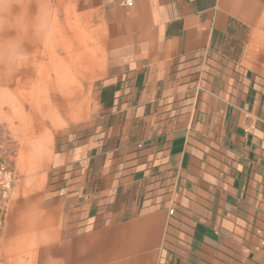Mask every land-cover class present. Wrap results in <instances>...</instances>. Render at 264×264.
I'll list each match as a JSON object with an SVG mask.
<instances>
[{"label":"crops","instance_id":"1","mask_svg":"<svg viewBox=\"0 0 264 264\" xmlns=\"http://www.w3.org/2000/svg\"><path fill=\"white\" fill-rule=\"evenodd\" d=\"M126 1L0 0L1 264H264V0Z\"/></svg>","mask_w":264,"mask_h":264},{"label":"built area","instance_id":"2","mask_svg":"<svg viewBox=\"0 0 264 264\" xmlns=\"http://www.w3.org/2000/svg\"><path fill=\"white\" fill-rule=\"evenodd\" d=\"M127 6L133 5V0L126 1ZM15 173L7 163L0 149V241L8 216L9 205L15 186ZM173 213V212H172ZM1 264V261H0Z\"/></svg>","mask_w":264,"mask_h":264},{"label":"rangeland","instance_id":"3","mask_svg":"<svg viewBox=\"0 0 264 264\" xmlns=\"http://www.w3.org/2000/svg\"><path fill=\"white\" fill-rule=\"evenodd\" d=\"M241 39H243V42H246L245 33L242 34ZM15 74H16V68L15 67H0V97L9 88H14L15 85L7 83V80L11 79V77L14 76ZM12 79H13V77H12ZM2 102L3 101L0 99V103H2ZM11 134H12L11 131L0 129V149L3 153L6 161L8 160L6 157V150L11 149L7 146H11L13 143ZM7 163L9 164L8 161H7Z\"/></svg>","mask_w":264,"mask_h":264}]
</instances>
